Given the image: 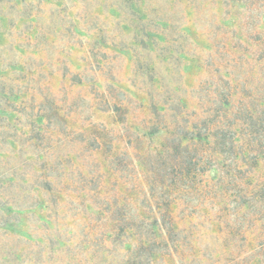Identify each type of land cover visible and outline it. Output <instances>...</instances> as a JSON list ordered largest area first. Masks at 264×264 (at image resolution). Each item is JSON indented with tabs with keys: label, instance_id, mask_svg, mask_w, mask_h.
<instances>
[{
	"label": "rangeland",
	"instance_id": "1",
	"mask_svg": "<svg viewBox=\"0 0 264 264\" xmlns=\"http://www.w3.org/2000/svg\"><path fill=\"white\" fill-rule=\"evenodd\" d=\"M169 204L174 264H264V0H0V264H121Z\"/></svg>",
	"mask_w": 264,
	"mask_h": 264
},
{
	"label": "trees",
	"instance_id": "2",
	"mask_svg": "<svg viewBox=\"0 0 264 264\" xmlns=\"http://www.w3.org/2000/svg\"><path fill=\"white\" fill-rule=\"evenodd\" d=\"M248 115L247 119L243 118L238 119L241 121V125H246L249 127L250 122L252 120L253 113L251 109H242ZM241 111V110H240ZM219 119H222V116H219ZM224 126V125H223ZM227 126V125H226ZM233 127L235 130V140H244L245 138H249V130L248 128L246 131H237V127L235 126H227V128ZM248 130V131H247ZM218 133H207L203 137L206 138L208 142H212L216 140L218 141ZM201 138V137H200ZM244 138V139H243ZM182 137L180 138V142H182ZM250 140H248L249 142ZM210 142V143H211ZM249 151V150H247ZM246 191L244 194H247ZM252 197L254 200L257 199V190L254 189L252 192ZM249 195H251L249 193ZM244 196V195H243ZM259 200V199H258ZM130 201L127 206H130V209L136 210L135 204L131 203ZM240 209V211H242ZM143 212V216H146V212ZM153 221H139L137 223V219H130L126 228V251L127 253L122 255L121 264H160L162 261H165L167 264H174L177 260V254L173 251L172 245L176 244L177 242L182 245L181 241H176L175 239V232L180 231V224L176 220L175 214L173 212V205H165L164 207L160 206H151L149 208V214ZM130 218V217H129ZM127 218V219H129ZM133 218V217H131ZM138 218V217H137ZM141 218V217H140ZM259 220V219H257ZM114 225H117L115 223ZM212 230L217 234L219 237V228L215 222L212 223ZM143 227V229H141ZM183 246V245H182ZM146 249H151L155 252L151 254H144L142 251ZM156 249V250H155Z\"/></svg>",
	"mask_w": 264,
	"mask_h": 264
}]
</instances>
